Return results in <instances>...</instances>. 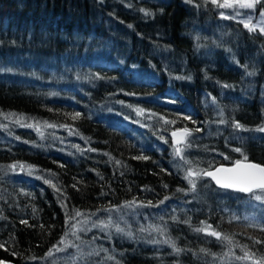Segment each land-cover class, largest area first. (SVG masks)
Wrapping results in <instances>:
<instances>
[{
  "label": "trees",
  "instance_id": "1",
  "mask_svg": "<svg viewBox=\"0 0 264 264\" xmlns=\"http://www.w3.org/2000/svg\"><path fill=\"white\" fill-rule=\"evenodd\" d=\"M220 5L0 0V262L264 264V202L184 178L264 165V0Z\"/></svg>",
  "mask_w": 264,
  "mask_h": 264
},
{
  "label": "snow or ice",
  "instance_id": "2",
  "mask_svg": "<svg viewBox=\"0 0 264 264\" xmlns=\"http://www.w3.org/2000/svg\"><path fill=\"white\" fill-rule=\"evenodd\" d=\"M215 3L216 0H213ZM260 3V0H225L223 4H221V7H231L233 4H237L241 8H254L256 4ZM262 16H264V13H261ZM245 27H249V24H245ZM250 30L254 31L255 27H251ZM261 32H264V27H261ZM79 113H76V116H79ZM236 127H240V125L237 123ZM264 130V129H261ZM187 133V129L184 130ZM173 136H176L177 133H173ZM237 152H240V149H234ZM177 154L180 153V149L178 148ZM137 159H147V157L140 156L135 157ZM245 160H247V157H244ZM186 163H190L189 161H185ZM15 167V166H12ZM221 173H224L226 175H220ZM201 174L210 176L216 184L220 188L224 189H231L237 192L242 193H250L254 196V198L257 201L264 202V167H261L259 165L255 164H241V162L238 160L236 161V167L225 169V168H217L215 171H193L192 169H189L186 171L185 179L188 181V184L191 185L192 189L194 190L196 187L194 179H192L193 176H200ZM166 187V185H165ZM259 190V194L255 190ZM179 190V189H178ZM167 199V197H165ZM76 215H81L78 211L76 212ZM211 227V226H207ZM81 231H84L85 229H80ZM197 231H203L204 229H196ZM117 231H122V229L117 228ZM209 235L216 236L218 239L220 238V234L212 231L208 233ZM67 235V234H66ZM224 239H228V237H224ZM61 243H63V240H61ZM256 243H262V241L257 240ZM173 247H175L173 245ZM58 251L60 249H57ZM51 255V253H49ZM248 256V253L246 252V257ZM260 261H264V257L260 258ZM259 264V262H258Z\"/></svg>",
  "mask_w": 264,
  "mask_h": 264
},
{
  "label": "water",
  "instance_id": "3",
  "mask_svg": "<svg viewBox=\"0 0 264 264\" xmlns=\"http://www.w3.org/2000/svg\"><path fill=\"white\" fill-rule=\"evenodd\" d=\"M174 132L177 133L176 136H173V135H172ZM171 135H172V142H173V144H174L175 146H178V145H181V144L184 143V141L186 140V137L188 136V132L186 133V132H185L184 130H182V129H177L176 131H173V132L171 133ZM240 162H241L242 165H243V164H255V165H259V166H261V167H264V165H262V164H258V163H256V162L245 161V160L240 161ZM235 167H236V162L233 163L232 166L222 165V166H218V167H216V168L211 169V171H215V169H217V168L230 169V168H235ZM220 175H226V174L221 173ZM202 176L205 177V178H207L208 180H210V182L213 183V185H214L215 187H217L218 189H224V188H220V187L216 184V182H215L210 176H206V175H203V174H202ZM226 190H229V191L234 192V190H231V189H226ZM257 190H258V189H257ZM255 191H256V190H255ZM235 192H237V191H235ZM238 193H242V192H238ZM242 194H250V193H242Z\"/></svg>",
  "mask_w": 264,
  "mask_h": 264
},
{
  "label": "rangeland",
  "instance_id": "4",
  "mask_svg": "<svg viewBox=\"0 0 264 264\" xmlns=\"http://www.w3.org/2000/svg\"><path fill=\"white\" fill-rule=\"evenodd\" d=\"M212 3H214L213 2V0H210ZM218 1L220 2V4H223L224 2H225V0H216V4L218 3ZM224 9H226V7H223ZM227 8H230V7H227ZM255 26V25H254ZM118 217H120V215L119 214H116V216H115V218L116 219H118ZM123 220H125L126 218H122ZM120 222L119 221H117V222H115V224H119ZM0 264H8V263H5V262H0Z\"/></svg>",
  "mask_w": 264,
  "mask_h": 264
}]
</instances>
